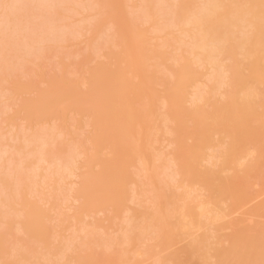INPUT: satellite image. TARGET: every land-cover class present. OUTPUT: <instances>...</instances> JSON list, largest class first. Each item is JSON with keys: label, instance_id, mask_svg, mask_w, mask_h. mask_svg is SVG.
Returning a JSON list of instances; mask_svg holds the SVG:
<instances>
[{"label": "rangeland", "instance_id": "1", "mask_svg": "<svg viewBox=\"0 0 264 264\" xmlns=\"http://www.w3.org/2000/svg\"><path fill=\"white\" fill-rule=\"evenodd\" d=\"M0 1V4H2L3 6L7 5L6 3L5 5L4 2H2L3 0ZM8 1L9 0H6V2ZM11 1H9V6L11 7L7 5L9 8L8 11L6 10L8 9L6 8L7 6L5 7V9H3L4 7L1 5V9L3 10L0 9V43L2 39L5 40L2 41L0 45V67L2 66L0 70L3 69L0 74V83L2 84L3 81L4 83H6L2 84V87L0 84V129L2 128L0 130V148L1 150H4L3 152L0 150V258L2 259H0V264H169L168 260L173 253L177 254L180 264H244L246 261L251 262L252 264H260V261L262 260L264 263V156L262 160H259L257 165H255L256 158L247 157L244 158V160L242 161L243 163L241 162L242 164L239 163L243 167L238 168V170L234 172L227 171L228 167H226V164L224 162V156L230 139L226 138L225 135L216 134L221 132V128L218 123L215 122V124L213 122L215 118H213L214 116L212 115V111L214 112L219 107L222 108V105L224 106V103L227 102L228 98H235V94H232L231 90L226 87L225 88L230 92H227L228 94H226L227 90L224 89V87L215 89V87L209 82L210 80H208V74L211 73L208 68L207 70L200 67L197 69V66H192L194 64V61L190 59L191 56L188 55V53L184 54L185 47H188V40H185V42L183 41L185 44H180L181 47L184 48H181V53L180 51H177V48H179V46H177L178 44L174 45V42L169 43L173 45L171 48H169L170 46L165 49L161 47V49L163 48L164 50L162 49V51L160 52V47L157 48L158 45L160 46L162 40L167 41L168 38L171 39L172 36L173 39L178 38L177 40H181L180 33H177L178 30L176 29L178 27L175 28L174 26L178 24L177 21L180 24L181 21L185 19H182L183 15H185L184 13L189 14V12H191L193 9H197V6L201 5L202 1L199 0L197 3V0H164L165 5H163V0H154L155 3H153V1L151 0H142L144 3L140 2L141 4L138 3L141 0H110L113 5L115 4V2L118 3L117 5H119V8L125 15L127 23L130 22V17L131 19H134H132V23L136 20L134 22L135 28L133 29V31L135 30L138 35L143 34L144 36H146V34L148 35L152 32L155 33L149 34L151 37L149 35L147 36L148 42H146V45L144 46L145 48L141 46L143 47V49L141 48L142 52L149 51V54L146 53V55H149V57L147 56L144 62V64L146 65L144 73L147 72L146 70H149L148 72L151 71L149 74L147 73L148 75L145 74V76L147 79H149L148 83L149 81H151V84L149 83V87L151 85L153 90L155 91V95L157 94L156 98L152 102L154 106L145 104L146 101L144 99L148 98L146 93H142L145 98L143 96L139 97V95H141L139 94L140 91H143V88L139 83L141 82L139 81L140 78H135V68H133V66L128 67L130 66L128 65V61L130 63V60L136 56L131 57V54H133V52L130 54L127 50L128 48L125 49L127 43L123 38L124 34H122L121 36V34L119 33L122 31H124L125 33V29L121 31L119 30L118 34L115 33L118 30V26H116L117 24L113 20L115 10L113 8L114 6H112L111 8L108 7L106 9L100 7L101 10L98 8L97 10L93 9V11L91 9H88L93 6H87L94 1L96 2V0H71V2L70 0H44V3L42 2V0H35L36 3L34 2V0H23L24 2L22 0ZM20 1L21 3H19ZM46 1L47 3H49L48 5L46 4ZM75 1L79 2L77 3ZM97 1L101 2V0ZM176 1L178 3L182 1V4L184 5L187 4L185 6L186 9L189 6V11L188 9H185V11L182 12L183 14L176 16L174 14V11L176 9L175 7L178 4ZM190 1L192 2L190 3ZM236 1H243V3L245 1L244 8H246L244 9V11L246 12L247 10H249L250 0ZM236 1H226L225 6L227 11L232 10L231 6H233ZM25 2L27 4H25ZM95 2L92 4L94 5ZM169 2L172 5L176 4L175 7L173 8L172 5L169 4ZM73 5L77 7L74 8ZM15 6H17L18 8ZM44 6L46 8H44ZM79 6L81 7L80 9H78ZM135 6H137V8ZM160 6L163 8H161ZM190 6H192V9H190ZM10 8H12L13 10ZM22 8H25V10L28 11L27 14H25L26 11ZM133 8L135 9L133 10ZM64 9L65 11H62ZM83 9L84 13L82 12ZM149 9H153L151 10L152 12H150ZM4 10L7 11L6 16V11ZM53 10L55 14H53ZM143 10L145 13H147V16L146 14H144ZM156 10L158 11V13H156ZM22 11L25 12L23 13L25 16L22 14ZM60 11H62L63 14ZM66 11H68V13ZM72 12H75V14H73L74 16L72 15ZM162 12L164 14H162ZM10 13L14 14L9 15ZM103 13L106 15H104ZM151 13H153L154 15ZM99 14L102 17L99 16ZM149 14L153 15V18H155V16L156 18L158 17L157 19H154L155 21L153 20V24L156 25V28L158 30L161 25L163 26V29H166L164 28L165 26L169 28V30L166 29L160 34L159 32L161 31L162 26L160 27V31H156L157 29L154 31L155 28H150L152 25L145 22L146 17L148 19V16H150ZM156 14H158L159 16ZM97 15L99 18H97ZM187 15L186 17H188ZM166 17H170V19L167 18L166 20ZM173 17L175 18V20H172ZM86 18H90L89 20L93 18L91 20L92 22L89 20L87 21ZM250 18V16L246 17V20L249 22ZM12 19L16 22H12ZM53 19L56 20L54 21ZM97 20L98 23L95 24ZM102 20L103 22L101 23ZM170 20H172L173 22L175 21V25H173V22ZM58 21L60 24L58 23ZM160 21L163 23H161ZM234 21L235 20L232 16L228 18L226 17L224 22H221L222 25H220L221 35L228 37L230 43H232L234 46V48L228 49L227 55L225 56L226 58H229V60H227L228 64L234 63V61H242V57H239V49L236 48L239 46V38H241L243 34L247 33V29L245 27L248 23H245L243 25L240 23L239 27L235 29L228 27V24ZM109 22L111 24H109ZM88 23H92L94 27L92 28V25L90 26L88 25ZM107 23L109 25H112V23L113 25L116 24L114 25L116 27V31L114 33L118 36V38H121L122 41L118 38H114V34L110 35L113 30H111L112 32L110 31V29L112 28H109L107 26ZM48 25L51 26V29H49ZM104 25H106V27H104ZM11 26L13 30L11 29ZM168 26L173 27L174 29ZM54 27L56 29H54ZM87 27H89L90 29ZM88 29L91 31H89ZM100 29H104L105 31L100 32ZM148 29H151L152 31ZM71 30L73 31V33ZM51 31H54V33L52 32L51 34ZM60 31L64 33H61ZM106 32H108L109 34ZM99 33H101L100 36ZM20 34L23 36L21 37ZM52 35L54 36L51 37ZM68 35H71V37ZM166 36L168 37L167 39ZM48 37H50L52 40H49ZM100 37H102L103 40L99 39ZM64 38L67 40L66 43L65 41H63L64 43H62L61 41V39ZM97 39L100 41V46L98 45L99 47H96L97 43L95 42H99ZM16 40L18 42L15 43ZM120 41L122 43H120ZM54 42L56 43V45L54 44ZM141 43H143L142 40L140 41V44ZM147 43H149V45ZM29 44L31 47L33 44V47L35 48H31L30 46H28ZM94 44L95 48H97L96 50H100V52H96V50H94ZM115 44H121V47H117L115 46ZM25 46L28 49H26ZM175 46L176 49H174L176 51L172 49ZM55 48H58L60 50H56ZM12 51H14V53ZM135 51L137 52V50ZM151 51L153 54H151ZM5 52L8 55H5ZM3 53L4 55H2ZM14 54L16 55L14 56ZM178 54H181L182 56ZM12 55L15 58L12 57ZM47 55H49V57ZM185 55H188V57ZM32 57H34L35 59ZM152 57H154L155 59ZM170 58H173L172 60H174V62L172 60L169 61ZM181 58H185L184 61L181 62ZM167 59L169 62H167ZM177 59L179 60L178 63L175 62ZM170 62L172 63V65H170ZM227 62L225 63L227 64ZM176 63L178 64V66H176ZM24 66L26 69L23 68ZM181 66H188V69L196 72V77L188 85L190 89H188L189 87L187 86L186 90L188 91H185L184 93V103L191 99L190 97L193 96L192 93L194 92H199L200 96L203 95V99L205 98V100L201 98L203 102L201 103V101H198L199 104L196 103L197 105L194 104L192 100H190L186 103L187 106L186 104L184 105L185 108H187L186 115L182 117L180 116L178 118L171 116L175 113L174 101L177 93L180 91V82L178 79H175L173 77L176 72L179 71V67ZM131 68H133V70ZM167 69L169 71H166ZM12 71H19V74L16 72L13 73ZM8 75L10 77H8ZM168 77H171V80H169ZM206 77L208 79H206ZM194 80L195 84L197 83V88H194L195 91L190 86H193ZM207 86H209L210 89L212 87L215 89V91L214 89H212V92H214H211L210 96L209 94H205L207 91H204ZM254 87L255 91L253 90V92L251 91L250 93H248L249 97L248 94L239 95L237 96V100L240 101L245 98L251 101V103H258L259 101L263 100L264 86L262 87L259 85H255ZM137 90L139 91V93ZM12 92L14 94H12ZM57 93H59L60 96ZM187 93L191 95H188ZM257 93L259 96H261L259 97L258 95H256ZM70 94L72 96L74 95V97L76 96L75 99L73 97L71 98V96H69ZM64 96H66V98ZM132 97L138 101H136V104H138V106L132 107L131 105H128V102H131L130 98ZM188 97L189 99L186 100ZM62 98L63 100H61ZM86 98H89V102L85 100ZM78 99L82 100L80 101ZM165 99L169 100V104L166 107L163 106V101H165ZM17 100L19 102H17ZM60 100L62 102H60ZM143 100L145 101V103L142 102ZM20 102H23V105H20ZM140 102H142V104H140ZM62 103L64 105H61ZM190 103H193V106ZM19 105L20 107H22L19 108ZM60 105L61 108L59 107ZM130 106L132 107V109ZM58 107L60 108L61 113L59 112L60 110L58 111ZM20 109H23L24 112ZM14 111H16V113ZM204 112L206 114H204ZM260 113L261 120H258L256 122H253L255 121L253 120L249 125L250 131H244L245 138H249L246 143V154H244V156L253 151L254 145H259L258 148L264 149V110L260 111ZM209 114H211L210 116H213L211 117L213 120L211 121L210 119V121L213 122V125L208 121L209 124L211 125V127L216 125L212 127L214 129L215 135L212 137V141L209 144L210 149L205 151L203 155L204 157L201 158L199 163L193 166L191 160L187 156H185V152H189L190 149L198 144L195 142L198 141L197 139L201 137V134L205 129L202 127V124L200 125V123H202L204 118L206 116H209ZM193 116L195 117V122L192 118ZM131 118L134 120L133 125L137 131L138 142L126 144V142H123L125 141V139L124 137H122V133L126 126L129 127V125H132ZM128 119H130L131 122L129 125H126V123H129ZM189 122H191V125ZM96 123L98 124V127H96ZM51 128H53V131L51 130ZM28 131H30L31 134ZM115 131H117V134H115L113 138H117L112 139L110 136L111 132L113 133ZM99 133H109L108 136L114 141V143L113 141H111L112 143H109L107 141L108 136L106 134L104 135L107 139L103 138L104 135H101ZM10 135L13 136L11 137ZM14 135H16L15 140H13L15 137ZM33 136L35 137L32 138ZM38 136H40V138ZM96 136L100 137L98 138ZM28 138L32 139L33 141L27 140ZM52 140L54 142H52ZM106 142H108V145L106 144ZM174 142L176 143L174 144ZM47 143H52L53 145H47ZM44 144L47 145L46 151L50 153L47 154L46 152L45 154H47V156L44 154ZM109 144L111 147L109 146ZM38 146H40V149H42L43 154L42 151H40L38 154V149L37 152L34 151L35 154L37 153L36 155H34V152L32 151L33 149L35 150L36 148H38ZM10 147H12V151ZM7 151H9L8 154ZM16 151H18V153H15ZM51 151H53L55 154H52ZM11 152L15 154H11ZM40 153L42 154V156ZM23 154L25 156L24 159ZM51 154L54 155V157ZM9 155H12L13 157H9ZM14 155H16L15 158ZM33 155L34 158H32ZM43 156H46L45 159H47V161L51 160V163L53 164L55 163L54 160H56V158H61L57 159V161L59 163L62 162V166H66L70 163V161H73L70 164L72 165L74 163L72 166L77 167L76 170H78L76 174L80 175L81 180H77V178H73V176L71 178L70 171L75 172L74 169L69 168L70 170H68L67 167L69 166H66V169L64 168V166L60 167L61 165H58L59 163L57 161L56 163L58 164L54 165L56 167L58 165L60 169L63 168V174L65 173V170H67L66 173L68 174L69 172L68 175L70 176V178H68V176L65 174V176H63L61 173L62 171H58L61 173L59 174L57 172L59 168H57L56 170L50 169V162L48 164L46 163V165L43 160L39 159ZM3 157H5L4 159L6 160H2L3 162H1V159H3ZM175 157L178 161L176 164L174 162ZM17 158H21V160L24 161L22 162ZM35 158L37 160H35ZM120 159L123 160L120 161ZM16 160H19L20 162ZM5 161L6 165H3ZM42 162L45 164V166L43 165L41 167ZM67 162L69 163L67 164ZM12 164H14L15 167L17 166L16 171H18V174H10V172H12V167H14ZM125 165L127 167H125ZM173 165H176V168H173ZM109 166L111 168L108 169ZM53 167L54 166L52 165V168ZM124 167L127 176L124 175L125 173L123 174L122 172H120V169H123ZM193 168H195V174L194 176L188 178L189 182H191V188L194 189H192V191L195 192L194 194L193 192L190 193H192L193 198L196 196L195 200L199 202L208 201L209 192L207 190V187L205 186V183L207 181L205 172L212 170H214L215 172L222 171L221 177H237L238 183L236 182L235 186L238 188V191L240 190V192L242 191L244 193V198L239 202L240 206H237L234 209L229 208V205L232 203V201L228 199L229 196L227 195V197H224L222 199L219 198L215 202V205L207 207L206 211L204 212L205 217H203L205 219L202 220L201 215H198L199 210L197 207L199 202L194 203L195 200H193L192 203L184 204L182 203V201H179V197L185 193L184 191H187V189L184 187L186 186V183L184 182L188 180L186 175L191 172ZM247 168L249 172L246 171ZM141 169H143V171ZM7 170L10 172H7ZM166 170L168 172H166ZM48 171L49 173L47 174ZM54 171H56V173ZM13 172H15V170ZM50 172L52 174H50ZM140 172H142V174ZM145 172L149 174H146ZM36 173L38 174L37 177H35ZM57 173L59 176L56 175ZM8 174H10V176H8ZM5 175L8 176L9 179ZM39 175L40 177H42V179L39 177ZM48 175H51L49 176L50 182L48 181V178L46 179ZM19 176L21 180L19 179ZM12 177L13 179H15H11ZM121 177L123 178L121 179ZM86 178H94L93 180L95 181L104 178V181L102 183L94 182L91 185L86 186L82 184ZM176 179L178 180L177 183ZM42 180L44 182H46L45 180H47L48 184H44ZM78 181H80L81 183L79 182L78 184ZM153 183L155 184V186H157L155 191L154 188H152L153 186H151ZM77 190L80 193H82V190H85L87 194V197L83 198L81 203L75 201V198L80 197V194L76 193ZM146 190L148 192H146ZM133 191L137 192H135V194L141 195L137 204H133L129 200L134 193ZM226 193H230V191L228 190ZM172 199H176V201L174 202ZM87 202L90 205L89 207H87ZM222 202H224V204ZM4 204L7 205L5 206ZM85 204L86 207H84ZM157 204L159 205V207L156 208ZM91 206L93 207L90 209ZM181 208L182 212L180 211ZM102 210H104V213L101 214L100 211ZM211 211L212 213H208ZM128 212H131V214L135 215V221L134 223H131L134 225V227H132V225H130V227L126 226L127 224L125 225L126 221L124 219L127 220L126 217L128 216ZM206 212L210 215H206ZM178 213H181L183 215H181L182 217H185L187 215L185 218L187 219L186 223L188 222L190 223V225L186 224L185 230L177 232L175 234H171L168 227H166L164 230L160 229L162 225L168 222H175L178 217ZM206 217L208 218V220L214 219L215 221V218L212 219V217H217L221 220L218 219V223H214L213 221L207 222ZM198 218H200V221L198 220ZM204 222L207 224H205ZM192 223L196 225V230L195 227H193ZM208 224H210V226ZM151 225L154 226L153 230L152 228H150ZM207 225L209 227H207ZM198 226L201 227L200 231L198 230V228L200 229V227ZM203 226L204 228H202ZM129 228L131 231H129ZM191 228H194L195 231H192ZM122 230L128 231L129 237L127 236V233L122 232ZM234 235H237V237ZM125 236L130 238L131 241L133 240L132 242H130V246H126L127 244H124L126 243L124 241L127 239L124 238ZM72 238L74 242L71 241ZM76 241L78 243H76ZM79 242H84L85 244L88 243L90 249L87 252L82 253L81 248L76 247V244H78L79 246L82 245V243ZM238 242L240 243L239 246H241V254L236 260H232L230 253L220 258L219 260L212 258L211 255H214V252L209 249H222L228 252L232 248L233 244ZM166 243H168L169 245L164 248L160 247L161 244L165 245ZM68 244L72 246L70 247L68 246ZM108 244L109 247H107ZM74 245L76 248L74 247ZM203 246L207 247L208 250L207 248H204L205 250H197L198 248H203ZM70 249L72 251H70ZM205 253L208 254L204 256ZM60 254L65 255V258H63V256H60ZM61 257L64 260H62ZM79 258L82 259L80 261H77L79 260Z\"/></svg>", "mask_w": 264, "mask_h": 264}, {"label": "bare ground", "instance_id": "2", "mask_svg": "<svg viewBox=\"0 0 264 264\" xmlns=\"http://www.w3.org/2000/svg\"><path fill=\"white\" fill-rule=\"evenodd\" d=\"M9 1H11V0H9ZM6 2V0L4 1H2V2H4V4L6 3L8 6H9V4H10V2ZM14 1V0H13ZM23 1V0H22ZM31 1V0H30ZM41 1V0H40ZM44 0H42V2H43ZM48 1V0H47ZM47 1H46V4L48 5L49 3H47ZM50 1V0H49ZM54 1V0H53ZM74 1V0H73ZM91 1V0H90ZM94 1V0H93ZM100 1V0H99ZM144 1V0H143ZM142 0L141 1H139L138 3H140V2H142V3H144ZM148 1V0H147ZM151 1H153V3H155V1L154 0H151ZM158 1V0H157ZM171 1V0H170ZM173 1V0H172ZM193 1V0H192ZM192 1H190V3L192 2ZM198 1L199 0H197V3H198ZM200 1H202V3H201V5H199V6H197L198 8L196 9H193L191 12H189V14H190V16H189V14L188 13H184L185 15H183V17H182V19L183 18H185L183 21H181V23L179 24V22L177 21V23L178 24H176L175 25V21L173 22L172 20H175V18L173 17L172 18V20H170V21H172L173 22V25H175L174 27L176 28V27H178V28H176L177 30H178V32L177 33H180V41L179 40H177V39H173V36H172V38L171 39H169L167 36H166V39L168 38V40L166 41V40H162V42L164 43H162L161 42V44H160V46L158 45V47L157 48H159L160 47V50H159V52L160 51H162V49L164 48H168V46H170L169 48H171L173 45L172 44H169L170 42L172 43V42H174V45L176 44H178L177 46H179V48H177V51L179 52L180 50H181V48L182 49H184L183 47H181V45L180 44H182V43H184L185 42V40H188L187 41V45H188V47L186 48L185 47V50H184V54H187L188 53V55H190L189 57H190V59H192L193 61H194V64L192 65V66H194V67H196L197 66V69L200 67V68H205L206 70H207V68H208V70H210V74H208V76H209V79L206 77V79H208V80H210L209 82L215 87V89L216 88H223L224 87V89H226V88H228V89H230L231 90V93L232 94H235V98H231V99H229L228 98V100H227V102H225L224 103V106L222 105V108L221 107H219L217 110H215L214 112H216V113H214L213 111H212V115L214 116H210L211 114H209V116H206L205 118H204V120H203V122L202 123H200V125L202 124V127L203 128H205L204 130H203V132H202V134H201V137L200 138H198L197 140V142H195V143H198L197 145H195L192 149H190L189 150V152H185L186 154H185V156H187L190 160H191V163L193 164V166H195L197 163H199L200 162V160H201V158L202 157H204L203 155H204V153H205V151H207V150H209L210 149V147H209V144L211 143V141H212V137L215 135V133H214V129L212 128V127H214V126H216V125H214V126H212L211 127V125L209 124V122H211L213 119L211 118V117H213V118H215L214 120H213V122L215 123H218V125L220 126V128H221V132H219V133H216V134H222V135H225L226 136V138H229L230 139V142L228 143V146H227V149H226V152H225V156H224V162H225V164H226V167H228L227 168V171H232V172H234V171H236V170H238V168H241V167H243V166H241L239 163H241L243 160H244V158H247V157H251V158H256V163H255V165H257L258 164V162H259V160H262L263 159V156H264V149H262V148H258V146L256 145H254V149H253V151L251 152V153H249L248 155H246V156H244V154H246V143H247V140L249 139L248 137H246L245 138V134H244V131L246 132V131H250V128H249V125H250V123L253 121V120H255V121H253V122H256V121H258V120H261V113H260V111H262V110H264V99L263 100H261V101H259L258 103H251V101H249L248 99H245L244 97V99L243 100H240V101H238L237 100V96H239V95H246V94H248V93H250L251 91L253 92V90L255 89V85H259V86H264V2H263V0H250V7H249V10H247L246 12L244 11V9L246 8H244V6H245V1H244V3H243V1L242 2H237L236 0V2L234 3V7L233 6H231L232 7V10L231 11H227V9H226V6H225V3H226V1L228 2V0H200ZM1 2V1H0ZM16 2H18V1H16ZM24 2V1H23ZM34 2H35V0H34ZM45 2V1H44ZM43 2V3H44ZM70 2H71V0H70ZM69 2V3H70ZM75 2H77V1H75ZM74 2V3H75ZM79 2V1H78ZM77 2V3H78ZM95 2V1H94ZM94 2H92V3H94ZM177 2V1H176ZM11 3H12V1H11ZM19 3H21V1L19 2ZM36 3V2H35ZM34 3V4H35ZM59 3V2H58ZM65 3V2H64ZM68 3V4H69ZM92 3H90V4H88V6L87 7H90V6H93V7H91V8H88V9H91V10H97L98 8L101 10V8L103 7V9H106V8H111L112 6H114L113 8L115 9L114 10V18H113V20L116 22V24H114V25H116V26H118V30H117V32H115L116 30V27L113 25V23H112V25H109V24H111L110 22H109V24L107 23V26L110 28H112V29H110V31L111 30H113V32L111 33L110 31V35H113L114 34V38H118V36L116 35V34H118V32H119V30L121 31V30H124L125 29V33H124V31H122V32H119L120 34H121V36H122V34H124L123 35V38H124V40H125V42L128 44V47H127V44H126V47H125V49H127L128 50V52L131 54L132 52H133V54H131V57H134V56H136V57H134L133 59H131L130 60V63H129V61H128V65H130V66H128V67H132L133 66V68H135V78L136 77H138V79L140 78V80L139 81H141V82H139L140 83V86H142V92L140 91V93H139V91H138V93L139 94H141V95H139V97L140 96H143L142 95V93L144 92V93H146V95H147V97L148 98H145L144 96V100L146 101V103H145V101L143 100L142 102H144L145 104H149V105H153V101H154V99L156 98V95H155V91L153 90V88H152V86L150 85V87H149V83L151 84V81H149V83H148V80L149 79H147L146 78V76H145V74H149L150 72H148L149 70H146L147 72L146 73H144V71H145V64H144V62H145V60H146V58H147V56L149 57V55H146V53H148L147 51L146 52H142V49H143V47L146 45V42H148V40H147V36L149 35V34H152V33H154V32H152V33H149L148 35L146 34V32H145V34H146V36H144L143 34L142 35H138V33H136L135 32V30L133 31V29L135 28L134 27V25H135V21L132 23V21L134 20L133 18V20L131 19V17H130V22H128L127 23V20H126V17H125V15L123 14V12H122V10L119 8V5H117L118 3H116L115 2V4L113 5L112 3H111V1L110 0H101V2H98L97 0H96V2H95V4L93 5ZM136 3V2H135ZM147 3V2H146ZM149 3V2H148ZM163 3H164V0H163ZM175 3V2H174ZM178 3V2H177ZM249 3V2H248ZM5 4V5H6ZM25 4H27L26 2H25ZM51 4V3H50ZM72 4V3H71ZM85 4V3H84ZM141 4V3H140ZM169 4L170 5H172L170 2H169ZM247 4V3H246ZM1 5L2 4H0V9H1ZM6 5V6H7ZM24 5V4H23ZM53 5H55V4H53ZM53 5H51V6H53ZM63 5V4H62ZM80 5V4H79ZM145 5V4H144ZM143 5V6H144ZM148 5V4H147ZM150 5H153V4H150ZM163 5H165V3L163 4ZM162 5V6H163ZM169 5V6H170ZM174 5V6H173ZM172 5V7L174 8L175 7V5L176 4H173ZM185 5H187V4H185ZM184 4H182V1L181 2H179L178 4H177V6L175 7L176 9H175V11H174V14L176 15V16H178V15H181V14H183L182 12H184L185 11V9H186V6H185ZM190 5V4H189ZM192 5V4H191ZM193 5H194V3H193ZM248 5V4H247ZM3 6V5H2ZM6 6H3L2 8L3 9H5V7ZM8 6L6 7V8H8ZM74 6V5H73ZM84 6V5H83ZM142 6V7H143ZM9 7H11V6H9ZM15 7H17V6H15ZM58 7V6H57ZM75 7H77V6H74V8ZM101 7V8H100ZM136 8H137V6H135ZM145 7V6H144ZM161 7V6H160ZM160 7H159V9H160ZM171 7V6H170ZM171 7V8H172ZM189 7V6H188ZM187 7V9H188V11H189V8ZM18 8V7H17ZM44 8H46L45 6H44ZM68 8V7H67ZM73 8V9H74ZM81 7L79 6V8L78 9H80ZM161 8H163V7H161ZM167 8V7H166ZM3 9H1V10H3ZM10 9H12V8H10ZM16 9V8H15ZM23 9V8H22ZM102 9V10H103ZM135 8H133V10H134ZM157 9V8H156ZM186 9V10H187ZM190 9H192V6H190ZM1 10H0V12H1ZM7 11L9 10V8L8 9H6ZM6 10H4V11H6ZM13 10V9H12ZM21 10V9H20ZM23 10H25V8L23 9ZM58 10V9H57ZM93 10V11H94ZM140 10V9H139ZM138 10V11H139ZM150 10V9H149ZM148 10V11H149ZM151 10H153V9H151ZM150 10V12H152ZM7 11L5 12V16H6V13H7ZM15 11V10H14ZM26 11V10H25ZM31 11V10H30ZM62 11H65V9L64 10H62ZM62 11H60L61 13H62ZM75 11V10H74ZM82 11V10H81ZM90 11V10H89ZM92 11V12H93ZM145 11H146V8H145ZM155 11V10H154ZM153 11V12H154ZM157 11V10H156ZM167 11V10H166ZM13 12V11H12ZM27 12L28 11H26V13L25 12H23L22 11V14L23 13H25V14H27ZM47 12V11H46ZM53 12H54V10H53ZM59 12V11H58ZM67 13H68V11H66ZM65 12V13H66ZM83 13H84V9H83V11H82ZM81 12V13H82ZM86 12V11H85ZM143 12H144V10H143ZM168 12H169V10H168ZM171 12H173V11H171ZM17 13H18V11H17ZM20 13V12H19ZM44 13V12H43ZM66 13V14H67ZM137 13V12H136ZM156 13H158V11L156 12ZM161 13V12H160ZM167 13V12H166ZM2 14V13H1ZM11 14H14V13H10L9 15H11ZM53 14H55V12L53 13ZM63 14V13H62ZM73 14H75V12H72V15ZM104 14V13H103ZM138 14H141V13H138ZM143 14V13H142ZM144 14H146V16H147V13H145L144 12ZM151 14H153V13H151ZM162 14H164L163 12H162ZM169 14V13H168ZM188 14V15H187ZM24 15V14H23ZM104 15H106V14H104ZM103 15V16H104ZM134 15V14H133ZM150 15V14H149ZM154 15V14H153ZM153 15H150V16H148V19H147V17H146V23L147 24H150V25H152L150 28H155L154 29V31L157 29L156 28V25L155 24H153V20L156 18V16H155V18H153L154 16ZM156 15H158V14H156ZM174 15V16H175ZM186 15L188 16V17H186ZM243 15H245V16H243ZM8 16V15H7ZM25 16V15H24ZM23 16V17H24ZM31 16V15H30ZM59 16V15H58ZM70 16V15H69ZM74 16V15H73ZM99 16H101L100 14H99ZM159 16V15H158ZM167 16V15H166ZM169 16H171V15H169ZM173 16V15H172ZM233 17L234 18V22H230L229 24H228V27H231V28H237V27H239V24L241 23L242 25L243 24H245V23H248L247 24V26L245 27L246 29H247V33L246 34H243L242 35V37L241 38H239V48L237 47L236 49H239V57H242V61H240V62H235L234 61V63H229L228 64V62H227V60H229V58H226L225 56L227 55V51H228V49L229 48H234V46H233V44L232 43H230V40H229V38L228 37H226V36H223V35H221V30H220V25H222V23L221 22H224V20H225V18L227 17ZM243 16V17H242ZM251 17L250 18V20H249V22L246 20V17ZM13 17V16H12ZM66 17V16H65ZM94 17V16H93ZM102 17V16H101ZM144 17V16H143ZM162 17V16H161ZM165 17V16H164ZM11 18V17H10ZM10 18H9V21H10ZM34 18H36V17H34ZM60 18V17H59ZM63 18V17H62ZM97 18H99L98 17V15H97ZM158 18V17H157ZM156 18V19H157ZM167 18L168 19H170V17H166V20H167ZM178 18V17H177ZM4 19V18H3ZM24 19V18H23ZM46 19V18H45ZM48 19V18H47ZM50 19V18H49ZM57 19H58V17H57ZM70 19V18H69ZM87 19V18H86ZM90 19V18H89ZM89 19H87V21L89 20ZM93 19V18H92ZM91 19V20H92ZM108 19H112V18H108ZM161 19H163V18H161ZM54 21L56 20V19H53ZM61 20V19H60ZM91 20H89V21H91ZM95 20V19H94ZM93 20V21H94ZM99 20V19H98ZM98 20L96 21V23L95 24H97L98 23ZM148 20V21H147ZM1 21V20H0ZM13 21H15V20H13L12 19V22ZM28 21V20H27ZM32 21V20H31ZM48 21V20H47ZM46 21V22H47ZM54 21H52V22H54ZM86 21V22H87ZM113 21V22H114ZM155 21V20H154ZM158 21H159V19H158ZM165 21V20H164ZM16 22V21H15ZM22 22H24V21H22ZM46 22H44V23H46ZM61 22V21H60ZM92 22V21H91ZM95 22V21H94ZM93 22V23H94ZM103 22V20L101 21V23ZM161 22V21H160ZM166 22V21H165ZM1 23V22H0ZM9 23H11V22H9ZM29 23V22H28ZM48 23V22H47ZM58 23H59V21H58ZM126 23V24H125ZM130 23V24H129ZM161 23H163V22H161ZM168 23V22H167ZM171 23V22H170ZM21 24V23H20ZM22 24H24V23H22ZM60 24V23H59ZM85 24V23H84ZM6 25V24H5ZM11 25V24H10ZM19 25V24H18ZM50 25H51V23H50ZM87 25V24H86ZM88 25H92V23L91 24H89L88 23ZM146 25V24H145ZM171 25V24H170ZM178 25V26H177ZM21 26H23V25H21ZM26 26V25H25ZM28 26V25H27ZM46 26H47V24H46ZM53 26V25H52ZM89 26V27H90ZM162 26V25H161ZM160 26V27H161ZM172 26V25H171ZM2 27V26H1ZM16 27V26H15ZM44 27V26H43ZM48 27H49V29H51V26H49L48 25ZM47 27V28H48ZM89 27H87V28H89ZM94 27V25H92V28ZM104 27H106V25H104ZM108 27H107V29H108ZM125 27V28H124ZM160 27H159V30L157 29L156 31H160ZM168 27H170V26H168ZM9 28H10V26H9ZM35 28V27H34ZM62 28V27H61ZM103 28V27H102ZM164 28H166V29H168L169 30V28H167V27H165L164 26ZM170 28H173V27H170ZM1 29V28H0ZM11 29H12V26H11ZM38 29V28H37ZM40 29V28H39ZM54 29H56L55 27H54ZM90 29V28H89ZM88 29V30H89ZM106 29V30H107ZM166 29H163V26H162V28H161V31L159 32L160 34H161V32L163 31H165ZM174 29V28H173ZM239 29V28H238ZM13 30V29H12ZM19 30H21V29H19ZM23 30V29H22ZM65 30V29H64ZM86 30V29H85ZM93 30V29H92ZM101 31L100 32H102V31H105L104 29H100ZM127 30V31H126ZM148 30H151V29H148ZM17 31H18V28H17ZM44 31H45V29H44ZM59 31V30H58ZM63 31V30H62ZM72 31V30H71ZM89 31H91V30H89ZM152 31V30H151ZM151 31H149V32H151ZM235 31V30H234ZM236 31H238V30H236ZM6 32V31H5ZM32 32H33V28H32ZM48 32V31H47ZM46 32V33H47ZM52 32L54 33V31H51V34H52ZM61 32V31H60ZM66 32H67V30H66ZM88 32V31H87ZM86 32V33H87ZM96 32V31H95ZM116 34H115V33ZM29 33V32H28ZM31 33V32H30ZM38 33H39V31H38ZM43 33V32H42ZM61 33H64V32H61ZM72 33H73V31H72ZM75 33V32H74ZM81 33V32H80ZM89 33V32H88ZM106 33H108V32H106ZM142 33V32H141ZM158 33V34H159ZM6 34H9V33H6ZM12 34V33H11ZM10 34V35H11ZM37 34V33H36ZM36 34H34V35H36ZM40 34H41V32H40ZM48 34V33H47ZM67 34V33H66ZM93 34V33H92ZM100 34L101 33H99V36H100ZM109 34V33H108ZM155 34V33H154ZM174 34V33H173ZM21 35V34H20ZM25 35V34H24ZM86 35V34H85ZM168 35V34H167ZM171 35V34H170ZM179 35V34H178ZM1 36V35H0ZM23 35H21V37H22ZM29 36V35H28ZM28 36H27V38H28ZM39 36V35H38ZM54 35H52L51 37H53ZM68 36H70L71 37V35H68ZM67 36V37H68ZM74 36V35H73ZM80 36V35H79ZM109 36V35H108ZM150 36V35H149ZM156 36V35H155ZM240 36V35H239ZM43 37V36H42ZM41 37V38H42ZM56 37V36H55ZM120 37V36H119ZM151 37V36H150ZM184 37V38H183ZM3 38V37H2ZM44 38V37H43ZM60 38H61V36H60ZM7 39V38H6ZM48 39L50 40L51 38L50 37H48ZM56 39V38H55ZM70 39V38H69ZM99 39H102V37H100ZM118 39H120L121 40V38H118ZM142 40V42L143 43H141L140 44V41ZM156 39V38H155ZM162 39V38H161ZM184 39V40H183ZM19 40V39H18ZM37 40V39H36ZM39 40V39H38ZM52 40V39H51ZM98 40V39H97ZM103 40V39H102ZM101 40V41H102ZM160 40V39H159ZM2 41H5L4 39H2L1 40V43H2ZM26 41V40H25ZM44 41V40H43ZM54 41V40H53ZM59 41H60V39H59ZM59 41H58V43H59ZM61 41H62V43H64L63 41H65V43H66V39L64 38V39H61ZM99 41V40H98ZM122 41V40H121ZM120 41V43H122ZM157 41H158V39H157ZM166 41V42H165ZM184 41V42H183ZM7 42V41H6ZM16 42H18L17 40L15 41V43ZM35 42V41H34ZM68 42H69V40H68ZM124 42V43H125ZM1 43H0V45H1ZM25 43V42H24ZM29 43V42H28ZM40 43V42H39ZM95 43H97V45H96V47H99L100 46V41L99 42H95ZM145 43V44H144ZM48 44V43H47ZM54 44L56 45V43L54 42ZM143 44V45H142ZM148 45H149V43H147ZM185 44V43H184ZM19 45V44H18ZM27 45V44H26ZM36 45V44H35ZM60 45V44H59ZM99 45V46H98ZM121 45V44H120ZM120 45H117V44H115V46H117V47H119ZM147 45V46H148ZM183 45V44H182ZM187 45H185V46H187ZM8 46V45H7ZM28 46H30V44L28 45ZM34 45L32 44V47H33ZM38 46V45H37ZM125 46V45H124ZM141 46H143V47H141ZM146 46V47H147ZM156 46V45H155ZM13 47H14V45H13ZM26 47V46H25ZM31 47V46H30ZM29 47V48H30ZM31 47V48H32ZM42 47V46H41ZM52 47V46H51ZM94 50H96L97 48H95V44H94ZM121 47V46H120ZM149 47V46H148ZM161 47H163L162 49H161ZM10 48H11V46H10ZM33 48H35V47H33ZM37 48V47H36ZM43 48V47H42ZM47 48H48V46H47ZM50 48V47H49ZM142 48V49H141ZM145 48V47H144ZM156 48V49H157ZM176 49V46L175 47H173L172 49L173 50H175ZM7 49V48H6ZM22 49V48H21ZM26 49H28L27 47H26ZM56 49V48H55ZM98 49H100V48H98ZM102 49V48H101ZM134 49V50H133ZM163 49V50H164ZM171 49V50H172ZM9 50V49H8ZM17 50V49H16ZM15 50V51H16ZM56 50H60V49H56ZM129 50H131V51H129ZM133 50V51H132ZM135 50H137V52L135 51ZM145 50H147V49H145ZM166 50H168V49H166ZM26 51V50H25ZM36 51V50H35ZM51 51V50H50ZM136 53H135V52ZM153 51H154V48H153ZM176 51V50H175ZM13 53H14V51H12ZM18 52V51H17ZM27 52V51H26ZM96 52H100V50L99 51H97L96 50ZM172 52H174V51H172ZM182 51H180V53H181ZM6 53V52H5ZM24 53V52H23ZM128 53V54H129ZM168 53V52H167ZM166 53V54H167ZM17 54V53H16ZM16 54H14V56L16 55ZM48 54V53H47ZM57 54V53H56ZM55 54V55H56ZM137 54V55H136ZM149 54V53H148ZM151 54H153L152 53V51H151ZM164 54H165V52H164ZM169 54H171V53H169ZM174 54H176V53H174ZM2 55H4V53L2 54ZM5 55H8L7 53L5 54ZM30 55V54H29ZM52 55H53V53H52ZM133 55V56H132ZM157 55V54H156ZM161 55V54H160ZM178 55H180V56H182L181 54H178ZM188 55H185V56H187L188 57ZM13 55H12V57H14ZM23 56H24V54H23ZM36 56V55H35ZM38 56V55H37ZM46 56V55H45ZM48 57H49V55H47ZM162 56V55H161ZM237 56H238V54H237ZM10 57V56H9ZM17 57V56H16ZM26 57V56H25ZM51 57V56H50ZM158 57V56H157ZM160 57V56H159ZM228 57V56H227ZM238 57V58H239ZM6 58V57H5ZM15 58V57H14ZM21 58V57H20ZM32 58H34V57H32ZM43 58V57H42ZM41 58V59H42ZM152 58H154V57H152ZM164 58V57H163ZM183 58V57H182ZM181 58V62L182 61H184V59H182ZM4 59V58H3ZM29 59V58H28ZM35 59V58H34ZM155 59V58H154ZM173 58H170L169 59V61L170 60H172ZM174 59H176V58H174ZM7 60V59H6ZM21 60V59H20ZM33 60V59H32ZM44 60V59H43ZM48 60V59H47ZM133 60V61H132ZM149 60V59H148ZM153 60V59H152ZM189 60V59H188ZM238 60H240V59H238ZM237 60V61H238ZM26 61V60H25ZM34 61V60H33ZM168 61V59H167V62H169ZM173 62H174V60H172ZM178 59L175 61V62H177L178 63ZM186 61V60H185ZM190 61V60H189ZM24 62V61H23ZM46 62V61H45ZM166 62V61H165ZM166 62V63H167ZM225 62H227V64L225 63ZM4 63V62H3ZM27 63V62H26ZM148 63V62H147ZM154 63H156V62H154ZM176 63V64H177ZM190 63V62H189ZM13 64V63H12ZM11 64V65H12ZM22 64V63H21ZM42 64V63H41ZM7 65H9V64H7ZM26 65V64H25ZM164 65V64H163ZM170 65H172V63L170 62ZM23 66V65H22ZM22 66H21V68H22ZM154 66V65H153ZM152 66V67H153ZM156 66V65H155ZM176 66H178V64L176 65ZM2 67V66H1ZM0 67V68H1ZM14 67V66H13ZM16 67V66H15ZM3 68H5V67H3ZM17 68H18V66H17ZM24 69H26L25 68V66L23 67ZM133 68H131L132 70H133ZM171 68V67H170ZM175 68H177V67H175ZM189 67L188 66H181V67H179V71L178 72H176V74L174 75V77L173 78H175V79H178L179 80V82H180V85H179V88H180V91L177 93V96L175 97V101H174V107H175V113L174 114H172L171 116H174V117H182V116H184V115H186V111H187V108H185V104L187 103V102H189L190 100H192V102L194 103V104H196V103H198V101L200 102L201 101V103L203 102L202 101V99H203V95L202 96H200V94H199V92L197 93V92H194V93H192L193 94V96L192 97H190L191 99L190 100H188L189 99V97L186 99V100H188V101H186L185 103H184V100H183V97H184V93H185V91H188V90H186V88H187V86L190 84V82H192V80L196 77V72L195 71H192V70H190V69H188ZM155 69V68H154ZM188 69V70H187ZM5 70V69H4ZM200 70V69H199ZM198 70V71H199ZM3 71V69L2 70H0V74H1V72ZM26 71V70H25ZM158 71V70H157ZM162 71V70H161ZM163 71H165V70H163ZM166 71H169L168 69L166 70ZM188 71V72H187ZM203 71V70H202ZM5 72V71H4ZM7 72V71H6ZM13 72V71H12ZM11 72V73H12ZM16 73H18L19 74V71L17 72V71H15ZM15 72H13V73H15ZM209 72V71H208ZM10 73V74H11ZM93 73H94V71H93ZM96 73V72H95ZM99 73V72H98ZM102 73V72H101ZM100 73V74H101ZM158 73H160V72H158ZM9 74V73H8ZM147 74V75H148ZM153 74V73H152ZM166 74V73H165ZM207 74V73H206ZM3 75H5V74H3ZM7 75V74H6ZM12 75V74H11ZM23 75V74H22ZM97 75V74H96ZM170 75V74H169ZM168 76V75H167ZM205 76H207V75H205ZM205 76H202V77H205ZM8 77H10L9 75H8ZM14 78V77H13ZM169 78V77H168ZM10 79V78H9ZM162 79H163V77H162ZM92 80V79H91ZM96 80H99V79H96ZM169 80H171V77L169 78ZM8 81H10V80H8ZM63 81V80H62ZM172 81H174V80H172ZM206 81V80H205ZM0 82H1V80H0ZM92 82V81H91ZM154 82V81H153ZM156 82V81H155ZM16 83V82H15ZM55 83V82H54ZM62 83V82H61ZM65 83V82H64ZM82 83V82H81ZM142 83V84H141ZM207 83H208V81H207ZM1 84V83H0ZM2 84H6V83H4V81H3V83ZM2 84H1V87H2ZM18 84V83H17ZM100 84V83H99ZM156 84V83H155ZM155 84H153V85H155ZM169 84V83H168ZM195 80H194V83H193V86L192 85H190L192 88H193V90H194V88L196 89L197 88V83L195 84ZM210 84V85H211ZM9 85V84H8ZM36 85H38V84H36ZM66 85V84H65ZM138 85V84H137ZM10 86V85H9ZM12 86V85H11ZM34 86V85H33ZM51 86V85H50ZM122 86V85H121ZM196 86V87H195ZM201 86V85H200ZM204 86V85H203ZM202 86V87H203ZM20 87V86H19ZM36 87V86H35ZM38 87V86H37ZM52 87V86H51ZM136 87V86H135ZM189 87V86H188ZM226 87V88H225ZM5 88V87H4ZM39 88V87H38ZM67 88V87H66ZM68 88H69V86H68ZM138 88H139V86H138ZM205 88V87H204ZM203 88V89H204ZM208 88V89H207ZM207 88L204 90L206 93L205 94H209V96H210V94H211V92H212V89H214L213 87L210 89V87L209 86H207ZM10 89V88H9ZM48 89V88H47ZM53 89V88H52ZM72 89V88H71ZM188 89H190V87L188 88ZM202 89V90H203ZM215 89H214V91H215ZM223 89V90H224ZM260 89V88H259ZM4 90V89H3ZM54 90V89H53ZM134 90V89H133ZM145 90V91H144ZM156 90V89H155ZM222 90V89H221ZM227 90V89H226ZM2 91V90H1ZM31 91V90H30ZM55 91V90H54ZM94 91V90H93ZM195 91V90H194ZM198 91V90H197ZM200 91H201V89H200ZM213 91V92H214ZM217 91V90H216ZM220 91V90H219ZM218 91V92H219ZM255 91V90H254ZM256 91H257V89H256ZM7 92H8V90H7ZM26 92H28V91H26ZM48 92H49V90H48ZM53 92V91H52ZM92 92V91H91ZM212 92V93H213ZM222 92V91H221ZM230 93L229 92V90H227L226 91V94H228V93ZM29 93H31V92H29ZM47 93V92H46ZM66 93V92H65ZM137 93V92H136ZM12 94H14L13 92H12ZM41 94V93H40ZM57 94H59V93H57ZM73 94V93H72ZM78 94V93H77ZM188 95H191V94H189V93H187ZM204 94V95H205ZM262 94V93H261ZM9 95V94H8ZM25 95V94H24ZM30 95V94H29ZM48 95V94H47ZM66 95H68V94H66ZM136 95V94H135ZM134 95V96H135ZM165 95V94H164ZM222 95V94H221ZM256 95H258V93L256 94ZM41 96V95H40ZM40 96H38V97H40ZM59 96H60V94H59ZM69 96H71V98L73 97L74 99H75V97H74V95L72 96L71 94L69 95ZM69 96H67V97H69ZM86 96V95H85ZM95 96V95H94ZM133 96V97H134ZM213 96V95H212ZM215 96H216V94H215ZM259 96V95H258ZM261 96V95H260ZM259 96V97H260ZM45 97V96H44ZM57 97V96H56ZM55 97V98H56ZM65 98H66V96H64ZM123 97H124V95H123ZM130 98V100H131V102H128L129 104L128 105H131L132 107L133 106H138V104H136V99L135 98ZM205 97V96H204ZM248 97H249V94H248ZM7 98V97H6ZM49 98V97H48ZM58 98V97H57ZM64 98V99H65ZM90 98V97H89ZM89 98H86L85 100H89ZM161 98H162V96H161ZM202 98V99H201ZM210 98V97H209ZM208 98V99H209ZM246 98H247V96H246ZM141 99V98H140ZM10 100V99H9ZM40 100V99H39ZM61 100H63V98L61 99ZM60 100V102H62ZM78 100H82V99H78ZM84 100V99H83ZM203 100H205V98L203 99ZM224 100V99H223ZM258 100V99H257ZM69 101V100H68ZM70 101H72V100H70ZM253 101V100H252ZM17 102H19L18 100H17ZM48 102V101H47ZM63 102H65V101H63ZM76 102V101H75ZM89 102V101H88ZM138 102V101H137ZM142 102H140V104H142ZM256 102V101H255ZM16 103V102H15ZM23 103V102H22ZM21 102H20V105L22 104ZM44 103H45V101H44ZM106 103V102H105ZM193 103H190V104H192V106H193ZM219 103V102H218ZM25 104V103H24ZM47 104V103H46ZM78 104V103H77ZM127 104V103H126ZM136 104V105H135ZM169 104V100L168 99H165V101H163V106L164 107H166L167 105ZM199 104V103H198ZM20 105H19V108H21L20 107ZM23 105V104H22ZM29 105V104H28ZM61 105H64L63 103L61 104ZM61 105L59 106L60 108H61ZM197 105V104H196ZM18 106V105H17ZM121 106V105H120ZM130 106V107H131ZM154 106V105H153ZM186 106H187V104H186ZM58 107V108H59ZM132 107H131V109H132ZM195 107V106H194ZM39 108V107H38ZM60 108L58 109V111L60 110ZM128 108V107H127ZM126 108V109H127ZM168 108V107H167ZM170 108V107H169ZM24 109V108H23ZM23 109H20V110H22L23 111ZM87 109V108H86ZM122 109V108H121ZM125 109V110H126ZM205 109V108H204ZM12 110H15V109H12ZM54 110H55V108H54ZM133 110H134V108H133ZM136 110V109H135ZM172 110V109H171ZM34 111V110H33ZM127 111V110H126ZM132 111V110H131ZM189 111V110H188ZM6 112V111H5ZM10 112H11V110H10ZM10 112H9V114H10ZM15 113H16V111H14ZM24 112V111H23ZM23 112H22V115H23ZM29 112V111H28ZM40 112V111H39ZM53 112V111H52ZM60 113H61V110L59 111ZM65 112V111H64ZM63 112V113H64ZM123 112V111H122ZM135 112V111H134ZM194 112H197V111H194ZM201 112V111H200ZM210 112V111H209ZM7 113V112H6ZM58 113V112H57ZM126 113V112H125ZM152 113V112H151ZM202 113V112H201ZM40 114V113H39ZM38 114V115H39ZM56 114V113H55ZM54 114V115H55ZM124 114V113H123ZM133 114V113H132ZM196 114V113H195ZM194 114V115H195ZM204 114H206L205 112H204ZM20 115H21V113H20ZM48 115H49V113H48ZM53 115V114H52ZM188 115V114H187ZM197 115V114H196ZM191 116V115H190ZM39 117V116H38ZM170 117V116H169ZM1 118V117H0ZM3 118H4V116H3ZM2 118V119H3ZM36 118H37V115H36ZM150 118V117H149ZM188 118V117H187ZM193 118V120H194V122H195V117L193 116L192 117ZM197 118H198V116H197ZM196 118V119H197ZM2 119H1V121H2ZM60 119V118H59ZM132 119V118H131ZM133 119H134V117H133ZM132 119V125L130 126L129 124H130V122H131V120L130 119H128V121H129V123H126V125H129V127H125V129H124V131H123V133H122V137H124V139H125V141H123V142H126V144H131V143H136V142H138V135H137V131H136V129L134 128V120ZM210 119H211V121H210ZM36 120H38V119H36ZM60 121V120H59ZM155 121V120H154ZM158 121H159V119H158ZM209 121V122H208ZM61 122V121H60ZM161 122V121H160ZM165 122V121H164ZM213 122H211L212 123V125H213ZM16 123V122H15ZM163 123V122H162ZM171 123V122H170ZM190 123V125H191V122H189ZM208 123V124H207ZM215 123V124H216ZM97 124V123H96ZM124 124V123H123ZM154 124V123H153ZM159 124V123H158ZM1 125H2V123H1ZM165 125V124H164ZM166 125H169V124H166ZM172 125V124H171ZM199 125V124H198ZM217 125V126H218ZM94 126V125H93ZM96 126V125H95ZM150 126H151V124H150ZM10 127V126H9ZM96 127H98V124H97V126ZM172 127V126H171ZM190 127V126H189ZM62 128V127H61ZM197 128V127H196ZM2 129V128H1ZM0 129V130H1ZM53 128H51V130H52ZM56 129V128H55ZM159 129V128H158ZM10 130V129H9ZM18 130V129H17ZM161 130V129H160ZM53 131V130H52ZM56 131V130H55ZM98 131V130H97ZM108 131V130H107ZM112 131V130H111ZM11 132H12V130H11ZM26 132V131H25ZM30 134H31V132L30 131H28ZM51 132V131H50ZM62 132V131H61ZM106 132V131H105ZM197 132V131H196ZM8 133V132H7ZM19 133V132H18ZM23 133V132H22ZM45 133V132H44ZM60 133V132H59ZM169 133H171V132H169ZM173 133V132H172ZM25 134V133H24ZM51 134V133H50ZM64 134V133H63ZM99 134H101V135H104V134H106V133H104V134H102V133H99ZM98 134V135H99ZM108 134L109 133H107L106 135L108 136ZM115 134H117V131H115V132H111V138L112 139H116L117 137H115V138H113V136H115ZM174 134V133H173ZM19 135V134H18ZM36 135V134H35ZM49 135V134H48ZM54 135V134H53ZM52 135V136H53ZM60 135V134H59ZM62 135V134H61ZM11 137L13 136V135H10ZM15 137H14V139L13 140H15L16 139V135H14ZM21 136H22V134H21ZM23 136H26V135H23ZM41 136V135H40ZM40 136H38L39 138H40ZM46 136V135H45ZM117 136V135H116ZM168 136V135H167ZM195 136V135H194ZM7 137H8V135H7ZM35 136H33L32 138H34ZM42 137H44V136H42ZM62 137V136H61ZM96 137H98V136H96ZM100 137V136H99ZM98 137V138H99ZM191 137V136H190ZM10 138V137H9ZM97 138V139H98ZM103 138H105V139H107V141L110 143L111 141H113L109 136L106 138V136L104 135V137ZM102 138V139H103ZM6 139V138H5ZM4 139V140H5ZM46 139V138H45ZM27 140H29V141H33L32 139H30V138H28ZM36 140V139H35ZM44 140V139H43ZM43 140H41V141H43ZM50 140V139H49ZM19 141V140H18ZM17 141V142H18ZM37 141V140H36ZM39 141V140H38ZM45 141V140H44ZM73 141V140H72ZM99 141V140H98ZM101 141V140H100ZM8 142H11V141H8ZM14 142V141H13ZM16 142V141H15ZM20 142H21V139H20ZM23 142V141H22ZM52 142H54L53 140H52ZM108 142H106V144L108 145ZM26 143V142H25ZM25 143H23V144H25ZM43 143V142H42ZM45 143V142H44ZM112 143V142H111ZM113 143H114V141H113ZM171 143V142H170ZM176 142H174V144H175ZM20 144V143H19ZM49 144H52V143H49ZM48 143H47V145H49ZM17 145V144H16ZM28 145V144H27ZM33 145V144H32ZM42 145V144H41ZM47 145H45L44 144V146H45V150H44V154L47 152L46 150V148H47ZM53 145V144H52ZM52 145H50V146H52ZM98 145V144H97ZM100 145H102V144H100ZM104 145V144H103ZM6 146V145H5ZM43 146V147H44ZM109 146H110V144H109ZM13 147V146H12ZM12 147H10L11 148V151H12ZM27 147H29V146H27ZM37 147V146H36ZM42 147V148H43ZM111 147V146H110ZM169 147H170V145H169ZM6 148V147H5ZM24 148H25V146H24ZM51 148V147H50ZM7 149V148H6ZM28 149V148H27ZM37 149V150H36ZM35 150L33 149V151L32 152H34V151H38V149H39V151H38V154H39V152L40 151H42V149H40V146H38V148H36ZM53 149V148H52ZM180 149V148H179ZM0 150H1V148H0ZM20 150V149H19ZM18 150V151H19ZM26 150V149H25ZM50 150V149H49ZM2 152L4 151V150H1ZM9 151H10V149H9ZM9 151H7V154H8V152ZM18 151H16L15 153H18ZM54 151V150H53ZM53 151H51L52 152V154L54 153ZM13 152H14V150H13ZM13 152H11V154L13 153ZM21 152V151H20ZM24 152V151H23ZM31 152V151H30ZM144 152V151H143ZM15 153H13V154H15ZM2 154V153H1ZM6 154V155H7ZM26 154H28V153H26ZM32 154V153H31ZM37 154V153H36ZM35 154V152H34V155H36ZM41 154V153H40ZM42 154H43V151H42ZM42 154H41V156H42ZM47 154H50V153H48L47 152ZM47 154H45L46 156H47ZM51 154V155H52ZM55 154V153H54ZM19 155H21V154H19ZM34 155H33V157L32 158H34ZM12 155H9V157H11ZM15 156L16 155H14V158H15ZM39 156V155H38ZM46 156H43L42 158H39L40 160H43V162H45V164L47 163H49L50 162V165H51V167H49L50 169H52V170H56L57 168H59L58 167V165H61L60 167H63L62 166V162H58L57 161V159H61V158H56V160H54L55 161V163L54 164H58L57 165V167L53 164V163H51V160L50 159H48V160H50V161H47V159H45V157ZM53 157H54V155H52ZM51 156V157H52ZM122 156H123V154H122ZM6 157V156H5ZM5 157H3V159H1V162H3L2 160H6V159H4ZM13 157V156H12ZM17 157H18V155H17ZM22 157V156H21ZM173 157V156H172ZM171 157V158H172ZM178 157V156H177ZM187 157H185V158H187ZM2 158V157H1ZM25 158V156H24V154H23V159ZM50 158V157H49ZM54 158V159H55ZM124 158H126V157H124ZM12 159V158H11ZM17 159H20L21 160V158H17ZM35 160H37L36 158H35ZM123 160V159H122ZM121 159H120V161H122ZM160 160H162V159H160ZM16 161H19V160H16ZM22 161V160H21ZM24 161V160H23ZM22 161V162H23ZM56 161L58 162V163H56ZM62 161V160H61ZM174 161V160H173ZM20 162V161H19ZM36 162H38V161H36ZM42 162V165H41V167L44 165L45 166V164ZM71 162H73V161H70V163ZM125 162V161H124ZM175 164L178 162L177 161V158L175 157ZM203 162V161H202ZM6 163V161L4 162V164L3 165H6L5 164ZM18 163V162H17ZM69 162H67V164H68ZM69 163V164H70ZM76 163V162H75ZM139 163V162H138ZM243 163V162H242ZM241 163V164H242ZM264 163V162H263ZM2 164V163H1ZM38 164V163H37ZM46 164V165H47ZM63 164H64V161H63ZM66 165V166H69V167H67V169L68 170H70V169H74V171L75 172H73V171H70V176H71V178H72V176H73V178H77V180H81V177H80V175L79 174H76L77 173V170H76V166H72L71 164L70 165ZM240 166H239V165ZM14 167H12V172H10V171H8L7 170V172H10V174L11 173H17L18 174V171H16L17 169V166L15 167V165L14 164H12ZM17 165H20V164H17ZM23 165V164H22ZM39 165V164H38ZM52 165L54 166L53 168H52ZM76 165V164H75ZM263 165V164H262ZM66 166H64V168L66 167ZM71 166V167H70ZM124 166V165H123ZM176 165H173V168H176L175 167ZM192 166V167H193ZM3 167V166H2ZM125 167H127L126 165H125ZM125 167L123 168V169H120L121 171L120 172H122L123 174L125 173ZM13 168H14V170H15V172H13L14 170H13ZM48 168V169H49ZM70 168V169H69ZM109 168H111L110 166L108 167V169ZM129 168V167H128ZM22 169V168H21ZM45 169V168H44ZM62 169V170H61ZM59 168V170H57V172L58 171H62L61 173H62V175L63 176H65V175H67L68 176V178H70V176L68 175L69 174V172H68V174L66 173V171L67 170H65V175L63 174V168ZM66 169V168H65ZM127 169V168H126ZM130 169V168H129ZM146 169V168H145ZM195 168H193L192 169V171L191 172H189L187 175H186V177L188 178V177H192V176H194V174H195V170H194ZM10 170H11V168H10ZM42 170H43V168H42ZM46 170V169H45ZM142 171H143V169H141ZM222 170H223V168H222ZM256 170V169H255ZM21 171V170H20ZM50 171V170H49ZM49 171L47 172V174L49 173ZM80 171V170H79ZM246 171L247 172H249V170H248V168L246 169ZM34 172H36V171H34ZM55 173H56V171H54ZM127 172V171H126ZM166 172H168L167 170H166ZM221 172L222 171H220V172H215L214 170H212V171H206L205 172V176L207 177V181H206V187H207V190H208V192H209V197H208V201L207 202H199V201H197V200H195V197L193 198L192 197V193H190V192H193L192 191V189L193 188H191V182H189V178H188V180L187 181H185L184 183H186V186H184L186 189H187V191H184L185 193L183 194V195H181L180 197H179V201H182V203H192V201L193 200H195V202L194 203H198L199 202V204H198V210L200 211H198V215H201V219L202 220H204L205 218H203V217H205V214H204V212L206 211V209H207V207H209V206H213V205H215L216 203V201L220 198V199H222V198H224V197H227V195L229 196L228 197V199L229 200H231L232 201V203L229 205L230 207L229 208H235V207H237V206H240L239 204V202L244 198V193L241 191L240 192V190L238 191V188L235 186L236 185V182H237V177H235V176H233V177H231V178H229V177H221ZM253 172V171H252ZM38 173V172H37ZM36 173V176L35 177H37V174ZM54 173V174H55ZM59 174H61L60 172H58ZM58 173L56 174V175H58ZM79 173V172H78ZM141 174H142V172H140ZM146 174H149V173H147V172H145ZM165 173V172H164ZM170 173H174V172H170ZM10 174H8V176H10ZM50 174H52L51 172H50ZM169 174V173H168ZM2 175V174H1ZM7 175V174H6ZM5 175V176H6ZM45 175V174H44ZM79 175V176H78ZM122 175V174H121ZM124 175H126L127 176V174L125 173ZM123 175V176H124ZM138 175V174H137ZM8 176H6V177H8ZM12 176V175H11ZM17 176V175H16ZM49 176H51V175H48V177H46V179L48 178V181L50 182V180H49ZM55 176V175H54ZM59 176V175H58ZM61 176V175H60ZM66 176V177H67ZM171 176V175H170ZM3 177V176H2ZM15 177V176H14ZM18 177V176H17ZM33 177H34V175H33ZM32 177V178H33ZM39 177H40V175H39ZM53 177V176H52ZM62 177V176H61ZM60 177V178H61ZM248 177H250V176H248ZM41 179H42V177H40ZM123 177H121V179H122ZM141 178H143V177H141ZM8 179H9V177H8ZM11 179H13V177L11 178ZM15 179V178H14ZM13 179V180H14ZM19 179H20V176H19ZM37 179V178H36ZM45 179V178H44ZM94 179V178H93ZM93 179H88V178H86L84 181H83V183L82 184H84V185H86V186H89V185H91L92 183H94V182H97V183H102L103 181H104V178H102V179H99V180H93ZM125 179V178H124ZM21 180V179H20ZM243 180V179H242ZM32 181H33V179H32ZM31 181V182H32ZM36 181V180H35ZM41 181V180H40ZM46 182H44L43 180H42V182H44V184H48V182H47V180H45ZM152 181V180H151ZM177 179H176V183H177ZM192 181V180H191ZM79 182L80 181H78V184H79ZM140 182V181H139ZM33 183V182H32ZM37 183V182H36ZM39 183H41V182H39ZM77 183V182H76ZM81 183V182H80ZM136 183V182H135ZM238 183V182H237ZM38 184V183H37ZM43 184V183H42ZM77 184V185H78ZM119 184V183H118ZM124 184V183H123ZM16 185H17V183H16ZM130 185V184H129ZM20 186V185H19ZM36 186H38V185H36ZM79 186V185H78ZM123 186V185H122ZM131 186V185H130ZM139 186V185H138ZM151 186H153L152 188H154V191H155V189H156V187L157 186H155V184L153 183ZM18 187V186H17ZM16 187V188H17ZM34 187H35V185H34ZM33 187V188H34ZM183 187V188H184ZM193 187V186H192ZM199 187V186H198ZM122 188V187H121ZM129 188V187H128ZM184 188V189H185ZM135 189H136V187H135ZM143 190V189H142ZM194 190V189H193ZM196 190V189H195ZM230 191V193H226L227 191ZM16 191V190H15ZM152 191H153V189H152ZM18 192H19V190H18ZM82 193H80V192H78V190H77V194H80V197L79 198H75L76 200L75 201H77V202H80L81 203V201H82V199L83 198H85V197H87V194H86V191L85 190H82L81 191ZM129 192H131V191H129ZM134 193H133V195H132V197H131V199H129L130 201H131V203H133V204H137L138 203V201H139V198H140V194H135V192L136 191H133ZM146 192H148L147 190H146ZM137 193V192H136ZM143 193V192H142ZM150 193V192H149ZM195 192H193V194H194ZM16 194H17V192H16ZM148 194V193H147ZM3 195V194H2ZM151 195V194H150ZM120 197V196H119ZM159 197V196H158ZM198 197V196H197ZM150 198V197H149ZM141 200V199H140ZM152 200V199H151ZM174 202L176 201V199H172ZM197 201V202H196ZM219 202V201H218ZM218 202H217V204H218ZM130 203V204H131ZM145 203V202H144ZM223 204H224V202H222ZM1 204V203H0ZM140 204H141V202H140ZM183 204V205H184ZM229 204V203H228ZM5 206L7 205V204H4ZM221 205V204H220ZM2 206V205H1ZM4 206V207H5ZM90 205H89V203L87 202V207H89ZM34 207V206H33ZM84 207H86V204L84 205ZM93 206H91L90 207V209L92 208ZM157 207H159V205L157 204V206H156V208ZM184 207V206H183ZM217 208H218V206H217ZM209 209V208H208ZM34 210V209H33ZM182 210V208L180 209V211ZM209 211V210H208ZM182 212V211H181ZM21 213V212H20ZM100 213L102 214V213H104V210H102V211H100ZM184 213V212H183ZM208 213H212V211L211 212H208ZM22 214V213H21ZM29 214H31V213H29ZM98 214V213H97ZM100 214V215H101ZM182 214L181 213H178V217H177V219H176V221L174 222H168V223H166V224H164V225H162V227H160V229L161 230H164L166 227H168L169 228V232L171 233V234H175V233H177V232H180V231H183V230H185V228H186V224H188V225H190V223H186V220L187 219H185L186 218V216L185 217H182L181 216ZM206 215H210V214H207V212H206ZM191 216V215H190ZM90 217V216H89ZM199 217V216H198ZM127 218V220L126 219H124L125 221H126V223H125V221H124V223H125V225L126 226H128V227H130V225H132V227H134V225L133 224H131V223H134V219H135V215H133V214H131V212H128V216L126 217ZM208 218H209V216H208ZM208 218L206 217V219H207V222H209V221H213L214 223H218L219 221H217L219 218H217V217H212V219L213 218H215V221H214V219L213 220H208ZM192 219V218H191ZM200 218H198V220H199ZM219 220H221V219H219ZM200 221V220H199ZM206 221V220H205ZM115 222V221H114ZM189 222H190V220H189ZM192 222V221H191ZM205 223V222H204ZM200 224H202V223H200ZM205 224H207V223H205ZM187 225V226H188ZM192 225H193V227H195V230H196V225L195 224H193L192 223ZM198 225V224H197ZM209 226H210V224H208ZM207 225V227H209ZM211 225H212V223H211ZM4 226V225H3ZM123 226V225H122ZM128 227H125V228H128ZM192 227V226H191ZM198 227H200V226H198ZM124 228V229H125ZM150 228H152V230H153V228H154V226L153 225H151L150 226ZM189 228H190V226H189ZM202 228H204V226L202 227ZM205 228H206V226H205ZM99 229V228H98ZM123 229V230H124ZM134 229V228H133ZM132 229V230H133ZM136 229V228H135ZM156 229V228H155ZM192 229V228H191ZM93 230V229H92ZM111 230H112V228H111ZM122 230V232H125V233H127V236L129 237V234H128V231H123ZM128 230V229H127ZM194 230V228L192 229V231ZM194 230V231H195ZM198 230L200 231L201 230V227H200V229L198 228ZM129 231H131L130 230V228H129ZM21 232V231H20ZM122 232H121V234H122ZM130 233V232H129ZM132 234V233H131ZM236 234V233H235ZM124 235H126V234H124ZM88 236V235H87ZM127 236H125L124 238H127L124 242H126V243H124L126 246H130L131 244H130V242H132L131 241V239L130 238H128ZM187 236V235H186ZM234 236H236L237 237V235H234ZM85 238H87V237H85ZM187 238H189V237H187ZM76 239V238H75ZM149 239V238H148ZM153 239V238H152ZM186 239V238H185ZM79 240V239H78ZM150 240V239H149ZM202 240V239H201ZM71 241H73L74 242V240H73V238L71 239ZM71 241H69V242H71ZM72 242V243H73ZM76 243H78L77 241H76ZM75 243V244H76ZM79 243H82V245H78V244H76V247L77 248H81V250H82V253H84V252H87L89 249H90V246H89V244L87 243V244H85L84 242H79ZM200 243H203V242H200ZM71 244V243H70ZM70 244H68V246H70ZM239 242L238 243H235V244H233V246H232V248L230 249V251H228V252H226V251H224V250H222V249H213V248H211V249H209V250H211V251H213L214 252V255H211L212 256V258L213 259H220V258H222V257H224V256H226L228 253H230L231 254V257H232V260H236L237 258H238V256L241 254V246H239ZM169 244L168 243H166L165 245L164 244H161L160 245V247L161 248H164V247H166V246H168ZM204 245V244H203ZM72 246V245H71ZM70 246V247H71ZM79 246V247H78ZM74 247H75V245H74ZM75 247V248H76ZM107 247H109V244L107 245ZM207 248V247H205V246H203V248H198L197 250H205V249ZM68 249V248H67ZM72 249V248H71ZM70 249V251H72ZM207 250H208V248H207ZM69 251V250H68ZM69 251V252H70ZM6 253V252H5ZM185 253H187V252H185ZM208 254V253H207ZM206 253H205V255L204 256H206L207 255ZM140 255V254H139ZM139 255H137V256H139ZM32 256V255H31ZM60 256H63V258H65V255H61L60 254ZM59 256V257H60ZM33 257V256H32ZM62 257H61V259L62 260H64ZM1 259V258H0ZM82 259V258H81ZM80 258H79V260H77V261H80L81 260ZM2 260V259H1ZM1 260H0V263H1ZM77 263V262H76ZM81 263V262H80ZM168 263L169 264H180V261H179V259H178V256H177V254L176 253H173V254H171V256H170V259L168 260ZM47 264V263H46ZM78 264V263H77ZM244 264H252L251 262H248V261H246ZM260 264H264L263 263V260L262 261H260Z\"/></svg>", "mask_w": 264, "mask_h": 264}]
</instances>
